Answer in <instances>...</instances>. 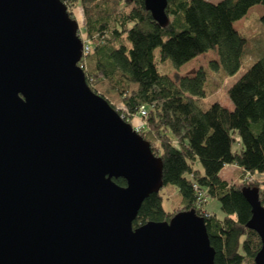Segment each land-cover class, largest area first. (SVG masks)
<instances>
[{"label": "water", "instance_id": "1", "mask_svg": "<svg viewBox=\"0 0 264 264\" xmlns=\"http://www.w3.org/2000/svg\"><path fill=\"white\" fill-rule=\"evenodd\" d=\"M144 2L167 25L168 0ZM79 30L62 0H0V264H215L194 209L134 227L163 160L89 86ZM242 191L264 264L259 189Z\"/></svg>", "mask_w": 264, "mask_h": 264}, {"label": "trees", "instance_id": "2", "mask_svg": "<svg viewBox=\"0 0 264 264\" xmlns=\"http://www.w3.org/2000/svg\"><path fill=\"white\" fill-rule=\"evenodd\" d=\"M62 1L73 18L77 6L84 13L79 33L90 50L80 64L89 86L114 108L120 104L119 113L128 122L146 107L137 130L163 160V187L176 186L181 198L176 209L167 211L163 187L151 193L134 227L194 209L205 219L215 264H256L262 241L247 226L252 207L242 189L257 187L264 206V179L254 176L264 173V52L228 88L233 108L216 99L201 109L195 100L207 95L212 71L237 73L249 41L234 24L254 5L264 7V0H168L165 26L144 0ZM259 20L264 25V13ZM157 48L161 61L169 59L175 69L209 50H216L219 58L192 75L176 72L172 77L159 70ZM236 141L241 145L234 149ZM228 164L239 167L243 182L221 176ZM114 180L127 185L123 177ZM210 198L220 201L222 216L205 207Z\"/></svg>", "mask_w": 264, "mask_h": 264}, {"label": "rangeland", "instance_id": "3", "mask_svg": "<svg viewBox=\"0 0 264 264\" xmlns=\"http://www.w3.org/2000/svg\"><path fill=\"white\" fill-rule=\"evenodd\" d=\"M212 2H218L220 0H210ZM264 13V7L261 4H256L247 13L245 18H242L235 22L234 26L237 29L243 31L244 36L248 39L249 43L246 46V51L243 57V63L237 73L234 75H227L223 69L217 71H212L207 81L206 89L207 95L202 98L195 100L196 104L201 109H207L210 105L216 100H221L224 105H228L233 108V104L228 97V88L234 84L250 67L253 61L262 55L264 52V25L260 22L259 17ZM74 15L79 22L80 28L85 24V17L83 10L80 6H77L74 9ZM80 35V33H79ZM156 62L159 67V70L170 76H174L176 72L179 75H192L201 66L209 67V62L211 60H217L218 53L216 50H209L208 52L194 58L189 61L179 69L173 67L172 62L167 59L161 61L160 59V50L157 48L155 50ZM120 106V107H119ZM117 106L119 109L122 107L120 104ZM131 123L134 127H137L141 124V119L138 116H135L131 119ZM240 143L236 141L234 143V149L240 147ZM233 165V164H232ZM197 167L202 168L201 163L197 162ZM235 168V167H234ZM235 169H226V177L235 183L243 182L244 179L241 178L240 173L236 174L235 178L233 176ZM250 175H247V177ZM254 176L264 179V173L256 172ZM164 193L163 205L167 211H172L180 205V195L176 186L168 184L162 188ZM207 209L216 211L218 216H222L223 212L220 209V201L214 198H210L207 203H205Z\"/></svg>", "mask_w": 264, "mask_h": 264}, {"label": "crops", "instance_id": "4", "mask_svg": "<svg viewBox=\"0 0 264 264\" xmlns=\"http://www.w3.org/2000/svg\"><path fill=\"white\" fill-rule=\"evenodd\" d=\"M228 106V105H227ZM229 107V106H228ZM235 167V168H234ZM235 169V171H234V174H233V176H234V178H235V176H236V174H238V172L240 171V169H239V167L237 166V165H232V164H228V165H225V167L222 169V171H221V176L224 178V179H226V180H228L229 182H232V183H235V181H232V180H230L229 178H227L226 177V174H225V171H226V169Z\"/></svg>", "mask_w": 264, "mask_h": 264}, {"label": "built area", "instance_id": "5", "mask_svg": "<svg viewBox=\"0 0 264 264\" xmlns=\"http://www.w3.org/2000/svg\"><path fill=\"white\" fill-rule=\"evenodd\" d=\"M89 50H90V46L89 45H85L84 44V46H83V55L85 54V53H88L89 52ZM146 113H147V110H146V107L145 106H142L141 107V109H140V112H139V118L141 119L143 116H145L146 115ZM142 124V123H141ZM140 124V125H141ZM139 125V126H140ZM139 126H137V127H135L136 129H138L139 128ZM200 202H201V199L199 200V204H200ZM198 204V205H199Z\"/></svg>", "mask_w": 264, "mask_h": 264}]
</instances>
